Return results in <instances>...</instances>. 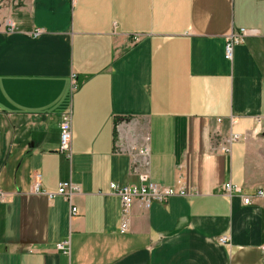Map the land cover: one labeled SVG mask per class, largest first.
Wrapping results in <instances>:
<instances>
[{"label":"crops","instance_id":"obj_1","mask_svg":"<svg viewBox=\"0 0 264 264\" xmlns=\"http://www.w3.org/2000/svg\"><path fill=\"white\" fill-rule=\"evenodd\" d=\"M239 29L252 35L228 61ZM69 108L66 158L56 150ZM230 134L239 140L218 152ZM145 137L150 181L179 180L186 195L135 201L121 233L109 185L138 184ZM36 174L47 192L77 185L78 214L33 194ZM228 182L241 193L225 195ZM259 191L264 0H0V264H264Z\"/></svg>","mask_w":264,"mask_h":264},{"label":"built area","instance_id":"obj_2","mask_svg":"<svg viewBox=\"0 0 264 264\" xmlns=\"http://www.w3.org/2000/svg\"><path fill=\"white\" fill-rule=\"evenodd\" d=\"M11 25L9 24V29ZM41 31H37L35 36H38ZM252 32H249L245 29H239L230 32L225 39L224 47V58L228 61L231 60L232 49L235 45L243 43L244 39L251 36ZM75 75L71 76V91H75ZM235 118L230 119V123H236ZM221 120L217 119V123H220ZM259 123L260 120H257ZM59 130V144L56 150L57 153L63 155L66 158H69L71 155V140H72V131H71V109L64 110L60 114V122L58 125ZM240 136L238 134H230L222 145L217 146V151L220 153H229L231 145L238 141ZM118 143V140L116 139ZM115 142V146L118 148L119 145ZM137 156L141 160L142 167L144 170L137 171L134 170V173L137 177L138 184L130 185H118L111 183L109 185L110 191L115 194L120 201L121 206V215L123 221L120 225V232H125L127 228V216L129 215L130 209L135 201H139L143 204L145 208H148L152 203H166L170 198L174 196H185L186 192L181 186L180 181L176 182V186L172 187H163L159 186L150 181L149 175L147 172L148 167V139L145 137L143 143L136 150ZM40 176L36 174L33 179V184L31 186V192L33 194H40L45 196L47 199L51 200L55 197H62L67 200L70 205L71 218L78 214L76 206L72 205L71 197L80 192V188L77 185L71 184L70 182H60L54 192H47L43 190L40 186ZM222 190L225 195L230 196L232 193H241V188L239 186L233 185L228 182L222 186ZM259 197L264 196L262 191L257 192ZM5 199V194L0 192V201ZM250 203L249 198H243V204L247 205ZM218 243L225 245L229 243V237L221 236L218 238ZM57 249L63 254L68 255L69 245L66 240L57 244Z\"/></svg>","mask_w":264,"mask_h":264}]
</instances>
